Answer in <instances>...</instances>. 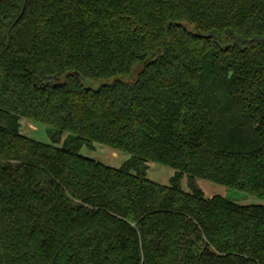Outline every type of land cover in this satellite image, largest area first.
Here are the masks:
<instances>
[{
    "label": "trees",
    "instance_id": "16d2710c",
    "mask_svg": "<svg viewBox=\"0 0 264 264\" xmlns=\"http://www.w3.org/2000/svg\"><path fill=\"white\" fill-rule=\"evenodd\" d=\"M196 178L264 199V0H0V264H264V205Z\"/></svg>",
    "mask_w": 264,
    "mask_h": 264
},
{
    "label": "rangeland",
    "instance_id": "374dc122",
    "mask_svg": "<svg viewBox=\"0 0 264 264\" xmlns=\"http://www.w3.org/2000/svg\"><path fill=\"white\" fill-rule=\"evenodd\" d=\"M99 82L94 84L97 87ZM20 132L28 137L41 141L43 143H52L51 136L48 133L49 126L43 123H35L28 118H21L20 120ZM80 153L90 159L102 162L111 167H120L123 163L127 162L130 158L128 153L113 149L107 145L94 142L91 147L83 146ZM145 172L147 177L151 180L168 185L171 177L175 174V169L156 163L154 161H148L145 163ZM195 185L200 188L206 197H212L213 195H221L227 199L239 203V204H263L264 199L254 197L243 193L241 191L228 188L224 185L202 179L196 178ZM181 186L184 190H190V182L186 175L181 179Z\"/></svg>",
    "mask_w": 264,
    "mask_h": 264
}]
</instances>
